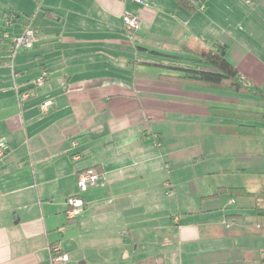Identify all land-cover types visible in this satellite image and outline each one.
Here are the masks:
<instances>
[{
  "label": "crops",
  "instance_id": "obj_1",
  "mask_svg": "<svg viewBox=\"0 0 264 264\" xmlns=\"http://www.w3.org/2000/svg\"><path fill=\"white\" fill-rule=\"evenodd\" d=\"M195 2L192 12L179 0H0V264H50L54 246L68 264H264V214L256 212L264 207V122L242 135L239 121L210 109L229 105L190 106L225 94L164 77L222 42L264 88V0ZM126 12L140 20L137 31L127 30ZM27 27L37 40L13 55L12 39ZM22 91L30 97L20 100ZM245 97L239 109L254 110L258 98ZM186 98L187 109L165 105ZM167 112L193 123L194 138L197 127L219 134L220 156L236 140L238 169L252 167L254 178L216 181L203 195L166 180L165 168L197 160L199 145L165 147ZM231 167L219 162L209 174ZM88 169L99 179L82 191L78 177ZM222 186L245 187L255 196L238 199L253 202L230 209L227 193L206 197ZM77 195L85 205L71 220L67 200Z\"/></svg>",
  "mask_w": 264,
  "mask_h": 264
},
{
  "label": "rangeland",
  "instance_id": "obj_2",
  "mask_svg": "<svg viewBox=\"0 0 264 264\" xmlns=\"http://www.w3.org/2000/svg\"><path fill=\"white\" fill-rule=\"evenodd\" d=\"M145 1V0H144ZM206 88V87H203ZM204 91L208 90L209 92H220V94H225L221 95L222 101L224 102H198L197 104H190L191 107L197 108L198 111H201L204 109L202 106H208L213 103V105H229L230 107H235V108H245L247 107L246 104H242L244 102L243 97L248 96L246 94H240V93H234V92H227V91H217V90H211V88H206L203 89ZM243 98V99H242ZM246 98V97H245ZM199 100V99H198ZM255 103H252L250 105L254 110L256 111H261L264 109V104L259 101L258 99H255ZM188 99H181L180 102L178 103H170V104H165L166 107H180L186 109L189 107V104L186 103ZM196 101V100H195ZM194 101V102H195ZM255 105H258L256 107ZM206 106V107H207ZM170 111V110H168ZM168 115V120H166L163 124L165 127V134L163 135V143L165 144V147L167 148H173V147H180L181 151H183V147L188 146V143H192L194 139L197 138V141L199 145L197 148L191 150V153H194L198 158L197 160L193 161H188L186 160L185 162H180L179 164L177 163H171L168 165L167 168H165V171L163 174L166 177V180H170L172 177L173 179L179 180L178 182L179 187L181 189H186L187 191H196V192H201L202 195L204 193H207L209 185H213L217 183L216 181H219L223 183V181H230V183H234L235 185H239L240 183L245 182V180H252L255 175V173L252 172V167L249 169H238V162L241 161L239 157H243L241 154L237 153V150L233 151L235 146L237 145L236 140L233 141V147L230 148V151L227 152V154H223L220 156V154L216 153V147L220 144L223 143L221 142V136L219 134L210 133L207 134H201L202 132H205V128H198V132H200V135L198 134L197 137L194 138L193 135H189L188 131L191 129L193 130V123L191 125L188 123V119H183L181 117H184V115H181L180 119L176 118V120H173V115L172 112H167ZM199 121V120H198ZM190 122V121H189ZM199 126V125H198ZM215 130H218V127L215 128ZM167 133H169L167 135ZM192 134V133H191ZM230 136V135H228ZM231 137V136H230ZM230 140H233V138H229ZM249 141V140H248ZM248 144V143H247ZM188 148V147H186ZM208 152L209 154L207 155V158H205V155L203 158L200 156L202 153ZM194 155V156H195ZM193 156V157H194ZM248 159V158H247ZM246 159V161H247ZM219 162L221 163H227V165H230L231 171L222 174V175H213L209 174L211 169L217 165ZM232 162L234 164L232 165ZM259 174V173H258ZM263 174V173H262ZM264 175H262V180H263ZM247 183V182H246ZM225 195V194H224ZM222 199L224 200V205L228 203V206L233 208L235 206V202L237 200L238 203H241L244 201L246 204H250L248 202H253L252 199H238V197H233L232 195L228 194L227 197L223 196ZM234 200V202H233ZM234 203V204H233ZM227 206V205H226ZM68 264V263H67ZM75 264H79V261H76ZM89 264H94L93 261L90 259Z\"/></svg>",
  "mask_w": 264,
  "mask_h": 264
},
{
  "label": "trees",
  "instance_id": "obj_3",
  "mask_svg": "<svg viewBox=\"0 0 264 264\" xmlns=\"http://www.w3.org/2000/svg\"><path fill=\"white\" fill-rule=\"evenodd\" d=\"M179 1L183 6H185L192 12L198 10L199 8L198 5H195L196 3L195 1H190V0H179ZM21 49H27V48H21ZM228 49L229 46L226 43L216 42L212 45V49L210 51L198 53L197 54L198 57L196 59H191V60L187 59L184 60L187 62L174 63L170 65L169 67L170 69L173 70L174 73L169 75L166 74L164 75V77L166 79L176 81L179 83H190L200 87L252 95L264 103V88L257 85L250 78L244 75L228 59L227 57ZM172 57L178 60L183 59L178 56H172ZM210 109L213 112V114L216 116L230 118L239 121L240 133L245 136H252L256 133L257 126L254 124V122H264V110L256 111L249 109H239L228 106H212ZM226 193L236 197L255 196V193L250 192L245 187L222 186L219 187L214 194L206 197L212 198ZM84 205H85V201H84ZM256 212L258 214H264V207L258 205L256 207ZM67 214H68V210H67ZM69 218L71 220L73 219L71 217Z\"/></svg>",
  "mask_w": 264,
  "mask_h": 264
},
{
  "label": "built area",
  "instance_id": "obj_4",
  "mask_svg": "<svg viewBox=\"0 0 264 264\" xmlns=\"http://www.w3.org/2000/svg\"><path fill=\"white\" fill-rule=\"evenodd\" d=\"M138 2H144V0H136ZM195 1V0H193ZM125 26L129 32H135L140 28V20L130 12H126L124 16ZM37 40V30L31 27H27L26 30L20 35L12 40V53L15 54L21 48H32L35 41ZM47 72L44 73L36 79L37 84H43L47 78ZM31 93L29 91H22L19 93L20 100L29 98ZM51 101L45 102L41 105V110L43 112L49 111ZM73 145L76 146L77 142L74 141ZM4 155V151L0 150V156ZM75 159L80 157V154H74ZM99 179V174L92 169L84 170L79 174L78 183L80 190L84 191L89 185L96 184ZM68 203V216L71 218L76 217L82 210L84 206V200L79 197H70L67 200ZM52 255L50 259V264H67L69 261V255L67 253L61 252L58 246L51 248Z\"/></svg>",
  "mask_w": 264,
  "mask_h": 264
}]
</instances>
